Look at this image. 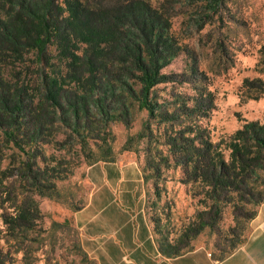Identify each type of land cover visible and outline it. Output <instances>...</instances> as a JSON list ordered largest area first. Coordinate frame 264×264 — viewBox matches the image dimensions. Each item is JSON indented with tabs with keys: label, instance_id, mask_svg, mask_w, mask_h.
Segmentation results:
<instances>
[{
	"label": "trees",
	"instance_id": "16d2710c",
	"mask_svg": "<svg viewBox=\"0 0 264 264\" xmlns=\"http://www.w3.org/2000/svg\"><path fill=\"white\" fill-rule=\"evenodd\" d=\"M226 1L0 0V145L21 158L15 171L1 172L0 185L16 178L39 197L61 201L58 183L73 172L59 160L47 165L45 145L70 130L88 155V167L115 162L110 128L117 123L130 128L137 108L149 117L140 140L152 133V120L171 127L164 160L182 169L184 184L197 185L205 207L176 244L158 239L162 252L169 258L191 252L182 250L209 228L219 239L213 259L233 255L246 244L264 203V121L245 120L213 142L203 125L215 110L212 92L197 88L198 96L178 98L173 112L156 94L158 86L177 81L164 70L187 53L185 38L221 18ZM172 4L197 10L183 20L185 37L175 29ZM258 67L262 77L243 81L242 104L264 98V46ZM192 74L200 73L194 68ZM227 208L235 225L222 232ZM1 218L6 235L24 244L35 241L29 236L44 215L31 197ZM154 233H160L157 222ZM9 256L0 240V264H13Z\"/></svg>",
	"mask_w": 264,
	"mask_h": 264
},
{
	"label": "rangeland",
	"instance_id": "374dc122",
	"mask_svg": "<svg viewBox=\"0 0 264 264\" xmlns=\"http://www.w3.org/2000/svg\"><path fill=\"white\" fill-rule=\"evenodd\" d=\"M172 6L175 9L170 12L178 15L175 29L185 37L187 27L182 25L183 20L195 17L197 10L182 4ZM185 43L187 53L164 70L177 76V81L156 88L159 102L165 104L164 109L173 112L177 109L178 98L197 97V88L212 92L215 110L203 125L208 128L213 142L234 133L245 120L263 122L264 98L242 104L240 96L244 79L262 77L258 61L259 50L264 46V0H227L221 18L216 17L204 30L185 38ZM194 68L199 70V75L192 74ZM148 120L147 112L136 108L130 128L119 123L111 126L114 163L118 169L138 166L144 172L148 218L154 229L158 223V239L166 238L176 244L205 207L199 201L202 195L196 196L200 190L197 185L184 184L182 169L168 167L164 160L170 154L165 142L171 127L152 120V133L145 139L138 138ZM100 142L97 139V144ZM44 155L47 165L53 166L59 160L73 174L65 182L58 183L62 196L59 202L39 197L16 178L0 185V240L4 251L10 254L13 264H97L83 251L79 232L72 223L75 208L84 207L93 191L87 176L88 155L82 152L78 138L70 130L61 131L55 141L45 145ZM20 160L16 150L0 145V179L1 172L15 171ZM31 197L39 203L44 218L37 222V232L29 236L35 241L24 239L26 242L22 244L6 235L1 217L14 212L18 204ZM234 225L233 211L227 208L219 230L224 232ZM218 240L208 228L182 252L205 250L217 255Z\"/></svg>",
	"mask_w": 264,
	"mask_h": 264
},
{
	"label": "crops",
	"instance_id": "0c3cea01",
	"mask_svg": "<svg viewBox=\"0 0 264 264\" xmlns=\"http://www.w3.org/2000/svg\"><path fill=\"white\" fill-rule=\"evenodd\" d=\"M114 162L90 166V199L72 215L84 252L97 264H264V203L252 221L245 245L222 262L196 250L180 257L164 255L146 208L144 172L118 169Z\"/></svg>",
	"mask_w": 264,
	"mask_h": 264
}]
</instances>
